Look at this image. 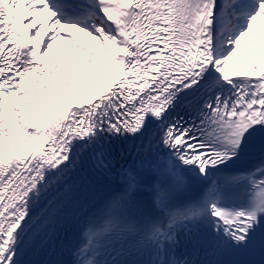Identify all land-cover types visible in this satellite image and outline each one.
<instances>
[{
  "label": "snow or ice",
  "instance_id": "obj_1",
  "mask_svg": "<svg viewBox=\"0 0 264 264\" xmlns=\"http://www.w3.org/2000/svg\"><path fill=\"white\" fill-rule=\"evenodd\" d=\"M20 3L0 0V150L20 149L0 151V264H228L264 247V64L225 71L264 0ZM58 40L113 85L87 106H61ZM69 229L70 259H53Z\"/></svg>",
  "mask_w": 264,
  "mask_h": 264
},
{
  "label": "bare ground",
  "instance_id": "obj_2",
  "mask_svg": "<svg viewBox=\"0 0 264 264\" xmlns=\"http://www.w3.org/2000/svg\"><path fill=\"white\" fill-rule=\"evenodd\" d=\"M24 8H25V3L23 4V6L21 8H19L20 11L24 12ZM37 17L40 15V13L36 14ZM27 22V21H25ZM254 31L255 33H258L259 35H251V39L250 40H245L244 43L241 45L240 48V56L236 58V60H234V62H232V64L227 67L225 69L226 72H228L231 75H241L243 77H247V78H251V77H257L258 74H254V70L249 69L248 65H247V60L252 59L254 57L259 59V63L264 64V54H260L259 53V47L264 44V25L262 24V21L258 20L255 25H254ZM43 30L41 31V35L43 36L44 33H42ZM37 42H39L40 37H37ZM89 43L92 42V38L89 36L88 37ZM63 50L62 48H58ZM70 53H72V55L74 54V52L69 51ZM73 57H70L68 59V61L70 62V64H73V69L70 68L68 65L65 66V63H63V65H61V69L62 67L64 68V70L66 71V75H68L69 72L72 73V75H76L77 72H80V68L78 66H75V62H73ZM63 70V69H62ZM55 74V73H54ZM118 82V81H117ZM113 86V85H110ZM109 86V87H110ZM55 91H57L60 95H61V106H72L75 107L78 104H83L85 106H87L91 100H93L95 98V95L100 93V92H95L93 94L87 95L86 97H77L75 100H71L69 98H67L65 96V93L63 90L58 88V85H56ZM49 256L46 258L48 259ZM62 260H69L70 256L68 254V252L65 250L64 253L61 256Z\"/></svg>",
  "mask_w": 264,
  "mask_h": 264
},
{
  "label": "rangeland",
  "instance_id": "obj_3",
  "mask_svg": "<svg viewBox=\"0 0 264 264\" xmlns=\"http://www.w3.org/2000/svg\"><path fill=\"white\" fill-rule=\"evenodd\" d=\"M61 41L62 40H60L59 42L57 41L55 44H53L52 49L48 53L47 59L51 60L53 65L56 63H60V65H63V63H65V66L68 65L70 68L73 69L74 67L73 64H70V62L68 61L70 57H73V59L71 60L75 62L74 63L75 66H78L80 68V72L79 73L77 72V74L73 76L72 87H70L66 93L64 92L67 98L71 100H75L77 97H86L87 95L102 91L104 88H107L106 86H110V84H107V83L97 84L95 82H92L91 78L87 76V73L84 70V66L80 64V57L77 56L75 53L72 55V53L69 52L71 51V49L68 47V43L66 41H62V42ZM59 47L63 49L62 52L59 50H56V48H59ZM65 53H67V55H64ZM62 69L58 74H56L59 77L58 88L61 90H63V81L67 77L66 71L64 70L63 67ZM78 80L87 81V83L78 84Z\"/></svg>",
  "mask_w": 264,
  "mask_h": 264
}]
</instances>
